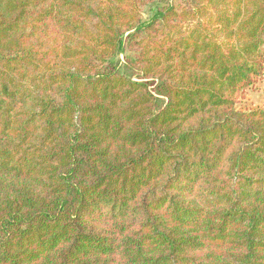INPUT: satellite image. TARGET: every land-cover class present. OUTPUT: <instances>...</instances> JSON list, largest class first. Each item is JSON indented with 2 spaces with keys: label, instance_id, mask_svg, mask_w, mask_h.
<instances>
[{
  "label": "trees",
  "instance_id": "obj_1",
  "mask_svg": "<svg viewBox=\"0 0 264 264\" xmlns=\"http://www.w3.org/2000/svg\"><path fill=\"white\" fill-rule=\"evenodd\" d=\"M262 75L264 0H0V264H264Z\"/></svg>",
  "mask_w": 264,
  "mask_h": 264
},
{
  "label": "rangeland",
  "instance_id": "obj_2",
  "mask_svg": "<svg viewBox=\"0 0 264 264\" xmlns=\"http://www.w3.org/2000/svg\"><path fill=\"white\" fill-rule=\"evenodd\" d=\"M137 56V50H126L125 53L120 54L116 59L122 62L128 58H134ZM123 72L129 74L123 67ZM164 99L159 97V104L161 105ZM238 108L250 110L256 107L264 108V75L260 76L256 82L248 89L242 92Z\"/></svg>",
  "mask_w": 264,
  "mask_h": 264
}]
</instances>
